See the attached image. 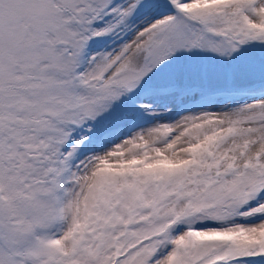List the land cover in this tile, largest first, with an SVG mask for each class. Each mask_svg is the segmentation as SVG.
Wrapping results in <instances>:
<instances>
[{
	"label": "snow or ice",
	"instance_id": "6c2138e0",
	"mask_svg": "<svg viewBox=\"0 0 264 264\" xmlns=\"http://www.w3.org/2000/svg\"><path fill=\"white\" fill-rule=\"evenodd\" d=\"M0 264H264V0H0Z\"/></svg>",
	"mask_w": 264,
	"mask_h": 264
}]
</instances>
